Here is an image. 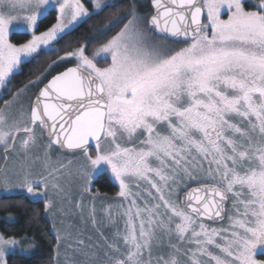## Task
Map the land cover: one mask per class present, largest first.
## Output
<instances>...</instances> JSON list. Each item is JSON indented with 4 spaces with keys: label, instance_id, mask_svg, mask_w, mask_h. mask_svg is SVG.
Wrapping results in <instances>:
<instances>
[{
    "label": "snow or ice",
    "instance_id": "snow-or-ice-1",
    "mask_svg": "<svg viewBox=\"0 0 264 264\" xmlns=\"http://www.w3.org/2000/svg\"><path fill=\"white\" fill-rule=\"evenodd\" d=\"M151 3L0 0V206L43 201L54 264H264V0ZM28 239L0 232V264Z\"/></svg>",
    "mask_w": 264,
    "mask_h": 264
},
{
    "label": "trees",
    "instance_id": "trees-1",
    "mask_svg": "<svg viewBox=\"0 0 264 264\" xmlns=\"http://www.w3.org/2000/svg\"><path fill=\"white\" fill-rule=\"evenodd\" d=\"M121 4L126 8L129 4V0H121ZM55 23V13L41 25L40 30H44L46 27ZM93 27L97 23H103L100 21L90 22ZM92 31V27L88 25H83L79 30L74 32L72 35L78 36L81 34H88ZM30 36L21 32H14L11 35L13 42H23L29 39ZM83 42V41H81ZM58 47H63V41H61ZM92 45H89L91 49ZM63 55V51L59 53ZM41 63H28L25 64L21 72L16 75L13 79V83L10 86L12 91H16L17 88L22 87L25 83L33 78L37 77L49 63L57 59L56 53H50L41 56ZM56 73V72H55ZM53 73V74H55ZM52 74V75H53ZM51 77V76H50ZM49 77V78H50ZM48 80V79H47ZM6 96L3 99H8ZM2 103V101H0ZM96 185L99 190L109 193H114L117 189V185L111 180L107 173H101L95 180ZM0 215H12L14 217V223L8 222L6 218L0 220V229L2 232H8L9 235L24 236L27 235L29 239L33 240L37 244L36 250L33 251L34 254L28 257H9V264H50V261L54 264V252L53 248L55 246V239L51 236V222L47 218L44 212L43 201L32 200L24 194H20L14 201L11 202L10 207L0 206Z\"/></svg>",
    "mask_w": 264,
    "mask_h": 264
},
{
    "label": "rangeland",
    "instance_id": "rangeland-1",
    "mask_svg": "<svg viewBox=\"0 0 264 264\" xmlns=\"http://www.w3.org/2000/svg\"><path fill=\"white\" fill-rule=\"evenodd\" d=\"M129 1H130V3L132 2V0H129ZM86 2H87V0H86ZM135 3L137 4V6H138L140 12H142V13H144V14H147L148 16L152 15V8H151L150 0H135ZM88 6L91 7L90 4H88ZM10 38H11V37H10ZM29 39H30V38H29ZM74 63H75V61L72 60V61H69V62L61 63V64H59L58 66L54 67V68L51 70V72L45 76L43 82L45 83V82L47 81V79H49V77L52 76L53 73H55V72L57 73V72H59V71L65 69L66 67H68V66H70V65H74ZM39 75H40V74H39ZM39 75H38V76H39ZM33 79H34V78H33ZM40 86H42V84H41ZM33 90L35 91L36 89H33ZM8 99H9V98H8ZM101 173H104V172H101ZM101 173H98V174L95 176V178H94V181H93V188H92L93 193H96L97 190H98V193H99V195H101V196H105V195H107V196H109V197H114L115 194H116V192L118 191V187H117V189H116V191H115L114 193L104 192V191L99 190V188H98V189H95V188H94L95 180H96V178H97ZM105 173H107V172H105ZM107 174H108V176L111 178L110 173H107ZM111 180H112V178H111ZM112 181H113V180H112ZM113 182H114V181H113ZM114 183H115V182H114ZM20 194H24L25 196H28L26 192H21ZM28 197H29L30 199L34 200V199L31 198L30 196H28ZM41 201H42V200H41ZM112 202H113V201L102 202V201H99V200H98L96 203H97V207L99 208L100 205H101V203H112ZM45 215H46L47 218L50 220V222H52V221H51V217H50L49 215H47V214H45ZM9 216L13 217L12 215H6L5 217L0 215V220H2V219H4V218H6V220H8L7 218H8ZM13 218H14V217H13ZM58 220H59V218H58ZM75 223L77 224L78 227L85 228V226H84V225H81V224L79 223L78 220H76ZM58 226H60L59 223H58ZM0 232H2L1 229H0ZM86 232H87L88 235H92V236H93V239H95V234H94V232L92 231V229H91L90 226H87V227H86ZM28 244H33V245H34V248L32 249V251L36 250V248H37V244H36L35 241H33V240H31V239L25 240V241H24V245L27 246ZM63 256H64V249H61V264H63Z\"/></svg>",
    "mask_w": 264,
    "mask_h": 264
},
{
    "label": "water",
    "instance_id": "water-1",
    "mask_svg": "<svg viewBox=\"0 0 264 264\" xmlns=\"http://www.w3.org/2000/svg\"><path fill=\"white\" fill-rule=\"evenodd\" d=\"M150 4H151L152 14H153L155 10H154V8H153V5H152V3H151V0H150ZM71 66H73V65H70V66H68V67H71ZM63 70H64V69H63ZM63 70H61V71H63ZM55 74H56V73H55ZM55 74H53V75H55ZM50 78H51V77H50ZM50 78H49V79H50ZM46 82H47V81H46ZM46 82H45V83H46ZM42 86H43V85H42ZM42 86H41V87H42Z\"/></svg>",
    "mask_w": 264,
    "mask_h": 264
},
{
    "label": "flooded vegetation",
    "instance_id": "flooded-vegetation-1",
    "mask_svg": "<svg viewBox=\"0 0 264 264\" xmlns=\"http://www.w3.org/2000/svg\"><path fill=\"white\" fill-rule=\"evenodd\" d=\"M7 95H5L3 98H5ZM94 188L95 189H98V186L96 185V183H95V185H94Z\"/></svg>",
    "mask_w": 264,
    "mask_h": 264
}]
</instances>
